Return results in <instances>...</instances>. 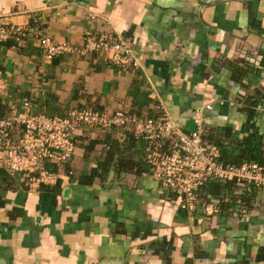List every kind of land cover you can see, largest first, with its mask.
I'll use <instances>...</instances> for the list:
<instances>
[{
	"label": "crops",
	"instance_id": "0c3cea01",
	"mask_svg": "<svg viewBox=\"0 0 264 264\" xmlns=\"http://www.w3.org/2000/svg\"><path fill=\"white\" fill-rule=\"evenodd\" d=\"M0 24L39 26L76 47L112 30L138 64L94 51L47 59L36 40L7 39L0 116L24 101L58 116L164 110L188 132L202 113L224 163L246 155L264 165V0H0ZM75 141L55 184L32 187L0 166V264H264V190L222 183L217 198L208 194L212 214L202 201L183 211L149 172L135 129L84 126Z\"/></svg>",
	"mask_w": 264,
	"mask_h": 264
},
{
	"label": "built area",
	"instance_id": "2783aa9c",
	"mask_svg": "<svg viewBox=\"0 0 264 264\" xmlns=\"http://www.w3.org/2000/svg\"><path fill=\"white\" fill-rule=\"evenodd\" d=\"M12 38L20 44L36 40L47 59L94 51L122 68L138 65L130 41L112 30L90 34L84 46L76 47L55 42L39 26L0 24V42ZM218 103L222 105L224 100ZM204 108L212 110L213 102L204 104ZM194 121L195 128L187 132L164 110L159 116L123 109L109 114L85 106L58 116L34 112L30 102L24 101L21 110L0 116V166L8 174H21L32 187L55 184L66 175L63 170L74 156L76 129L123 127L135 129L137 137L144 140L149 172L177 194L183 211L194 212L201 201L206 215L217 210L218 202H206L200 191L211 182L231 183L248 194L264 190V165L256 161L224 163L220 148L206 138L203 114H196Z\"/></svg>",
	"mask_w": 264,
	"mask_h": 264
},
{
	"label": "trees",
	"instance_id": "16d2710c",
	"mask_svg": "<svg viewBox=\"0 0 264 264\" xmlns=\"http://www.w3.org/2000/svg\"><path fill=\"white\" fill-rule=\"evenodd\" d=\"M247 154V153H246ZM254 156L252 155V158H253ZM243 159V160H242ZM246 159V160H245ZM253 159H257V156H255V158H253ZM239 160V161H238ZM248 160H250V157H247L246 155L243 157V158H241V160L240 159H236V161H235V163L236 164H238V165H240V164H242L243 163V161H248ZM259 161L261 160V159H258ZM229 161V160H228ZM224 184V183H223ZM223 184L222 183H219V182H211V183H209V184H207V185H205V186H202L201 188H200V191L202 192L203 190V193L204 192H207V201H211L212 200V198L213 199H215V198H217V196L220 194V192H221V189L223 188ZM207 186V187H206ZM206 187V188H205ZM226 191V190H225ZM209 193H211V194H213V195H215V198L214 197H209L208 196V194ZM205 195V196H206Z\"/></svg>",
	"mask_w": 264,
	"mask_h": 264
},
{
	"label": "rangeland",
	"instance_id": "374dc122",
	"mask_svg": "<svg viewBox=\"0 0 264 264\" xmlns=\"http://www.w3.org/2000/svg\"><path fill=\"white\" fill-rule=\"evenodd\" d=\"M87 37H88V35H86ZM54 40V39H53ZM82 54H85V53H82ZM112 128H114V127H112ZM112 128H110V129H112Z\"/></svg>",
	"mask_w": 264,
	"mask_h": 264
}]
</instances>
